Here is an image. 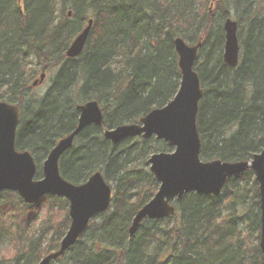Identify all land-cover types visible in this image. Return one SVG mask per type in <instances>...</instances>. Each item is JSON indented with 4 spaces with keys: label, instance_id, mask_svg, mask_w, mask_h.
I'll return each instance as SVG.
<instances>
[{
    "label": "trees",
    "instance_id": "trees-1",
    "mask_svg": "<svg viewBox=\"0 0 264 264\" xmlns=\"http://www.w3.org/2000/svg\"><path fill=\"white\" fill-rule=\"evenodd\" d=\"M233 1L241 24L237 67L225 63V33L222 24L216 26L217 16L230 15ZM210 3L0 0V100L17 101L21 108L17 148L33 152L40 163L56 139L74 129L75 104L87 99L100 101L106 127L163 106L181 81L174 38L183 35L193 43L205 33L199 54L203 63L197 66L205 89L197 121L201 156L231 161L261 151L264 0H217L213 12ZM91 17L94 25L83 53L68 58L66 49ZM51 67L58 69L51 86L28 102L32 82ZM76 139L60 160L61 172L78 183L101 169L115 183L114 196L111 207L93 218L80 240L53 264H261L259 187L251 168L233 175L221 195L190 191L175 201L176 215L146 219L132 237L136 211L159 187L146 160L162 140L136 136L114 144L95 125ZM68 205L65 197L51 194L28 204L16 191L2 190L0 240L7 237L15 252L0 264H38L57 249L69 229Z\"/></svg>",
    "mask_w": 264,
    "mask_h": 264
},
{
    "label": "water",
    "instance_id": "water-1",
    "mask_svg": "<svg viewBox=\"0 0 264 264\" xmlns=\"http://www.w3.org/2000/svg\"><path fill=\"white\" fill-rule=\"evenodd\" d=\"M216 1V0H213ZM217 2V1H216ZM72 13L70 10L69 15ZM94 17H91L67 48L69 57L82 52L92 31ZM225 33L223 58L226 64L237 67L241 59L242 45L239 37V22L227 16L223 21ZM205 33L193 43L182 36L174 38L181 82L177 93L163 106L153 107L137 120L121 122L105 127L104 137L114 144L135 136L151 138L156 136L173 150L155 151L146 164L159 181L156 194L140 207L129 228L134 237L140 224L146 219H162L177 214L174 203L190 191L221 195L233 175L253 170L258 183L260 209L261 264H264V148L254 152L250 158L223 160L201 156L202 141L198 129L200 100L205 89L198 69L195 67L203 46ZM45 77L42 73L41 79ZM37 81L34 82L36 84ZM79 114L74 129L58 137L42 162V177H37L39 164L33 152L19 150L16 146L17 129L20 124L19 106L11 101L0 100V192L14 190L28 204H35L45 194L59 195L69 200V229L61 238L57 249L42 257L38 264H53L75 245L88 229L93 218L111 207L114 186L107 181L104 172L95 170L82 182L74 183L61 172V158L70 149L76 137L88 125L102 126L106 116L100 101L87 99L75 104Z\"/></svg>",
    "mask_w": 264,
    "mask_h": 264
},
{
    "label": "rangeland",
    "instance_id": "rangeland-1",
    "mask_svg": "<svg viewBox=\"0 0 264 264\" xmlns=\"http://www.w3.org/2000/svg\"><path fill=\"white\" fill-rule=\"evenodd\" d=\"M216 1H213V0H211V3L209 4V10H210V12H213L214 10H215V7H216ZM229 4H231L230 2H229ZM233 6V7H232ZM57 7H58V14H59V12H60V7H59V5H57ZM230 10V16L232 17V18H234V19H237V14L240 12L239 10V8L237 7L236 8V4H235V2L233 1V3H232V5L230 6V8H229ZM223 19L224 18H220V17H218L217 16V21H216V26L218 27V25L219 24H222L223 25ZM241 25V24H240ZM239 29H240V26H239ZM200 58L197 60V62H196V68H198L199 66H200V64L201 63H203L202 61H203V58H202V56H199ZM32 63L33 64H36L37 63V60L33 57L32 58ZM198 66V67H197ZM57 68H47L46 69V78L42 81V82H40V83H38V84H36V85H33L30 89H29V91L27 92V94H26V99H27V101L29 102L30 100H32V99H34L36 96H39V95H41L43 92H46L47 91V89L51 86V83H52V81H53V79L56 77V72H57ZM41 72V71H40ZM40 72H39V74H40ZM38 77H39V75H38ZM15 102H17V101H15ZM165 142V141H164ZM159 145V151H161V150H164L165 151V149L166 150H173V148H171L170 146H163V143H162V141L161 142H159L158 143ZM155 151H157V149L156 150H154L153 151V153L155 152ZM151 155V154H150ZM46 156H47V154H45V155H43V158L41 159V164L39 163V168H40V170H41V168H42V165H43V161H44V158H46ZM147 165V164H146ZM147 167H148V165H147ZM38 175V174H37ZM42 175H39V176H37V177H41ZM111 182H113V181H111ZM115 183L113 182V185H114ZM5 241H9V239H7V237H3V239L2 240H0V243H3V242H5Z\"/></svg>",
    "mask_w": 264,
    "mask_h": 264
},
{
    "label": "clouds",
    "instance_id": "clouds-1",
    "mask_svg": "<svg viewBox=\"0 0 264 264\" xmlns=\"http://www.w3.org/2000/svg\"><path fill=\"white\" fill-rule=\"evenodd\" d=\"M15 252V245L11 241L0 243V260L10 257Z\"/></svg>",
    "mask_w": 264,
    "mask_h": 264
},
{
    "label": "flooded vegetation",
    "instance_id": "flooded-vegetation-1",
    "mask_svg": "<svg viewBox=\"0 0 264 264\" xmlns=\"http://www.w3.org/2000/svg\"><path fill=\"white\" fill-rule=\"evenodd\" d=\"M68 58H69V57H68ZM72 58H73V57H72ZM72 58H70V59H72ZM44 79H45V78H44ZM44 79H40V80H42V81H43ZM40 80H36V81H37V83H40V82H42V81H40ZM37 83H36V84H37ZM76 109H77V108H76ZM77 111H78V110H77ZM78 114H79V112H78ZM92 125H93V124H92ZM88 126H89V125H88ZM97 126H98V125H97ZM100 127H103V131H104V129H105V127H106V126H104V124H103V125H102V126H100Z\"/></svg>",
    "mask_w": 264,
    "mask_h": 264
}]
</instances>
